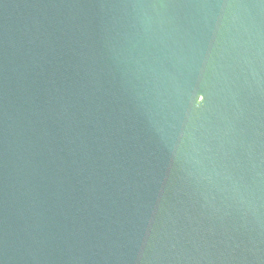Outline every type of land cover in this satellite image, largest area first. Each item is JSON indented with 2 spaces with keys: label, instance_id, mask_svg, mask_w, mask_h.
<instances>
[{
  "label": "water",
  "instance_id": "obj_1",
  "mask_svg": "<svg viewBox=\"0 0 264 264\" xmlns=\"http://www.w3.org/2000/svg\"><path fill=\"white\" fill-rule=\"evenodd\" d=\"M0 264H264V0H0Z\"/></svg>",
  "mask_w": 264,
  "mask_h": 264
}]
</instances>
